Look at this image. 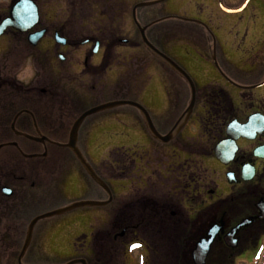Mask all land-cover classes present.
<instances>
[{
    "label": "flooded vegetation",
    "instance_id": "af4514ba",
    "mask_svg": "<svg viewBox=\"0 0 264 264\" xmlns=\"http://www.w3.org/2000/svg\"><path fill=\"white\" fill-rule=\"evenodd\" d=\"M17 1L0 0V25L11 19ZM30 1L37 22L24 31L13 26L0 31V264H41L37 257L70 232L61 222H43L58 216L44 218L25 246L34 217L72 203L58 207L55 186L54 193L40 188L54 179L62 186L63 162L79 161L66 144L74 120L85 111L79 113L81 94L100 92L96 85L106 81L107 88L129 62L144 67L128 54L151 57L137 24L147 26L152 45L171 48L182 62L177 63L193 81L195 100L168 140L148 133L147 143L103 151L102 141L80 139L78 133L81 154L99 161L92 167L110 194L90 178L101 192L92 200L108 202L89 206L102 223L89 222L88 236L74 235L73 259L138 264L121 250L139 241L147 250L141 264H197L196 244L212 232L202 264H264V46L243 58L226 46L250 0H197L212 3L215 14L175 17L168 31L151 19L154 11L135 8L152 0ZM174 37L182 40L173 44ZM240 62L257 70L253 78L240 79L235 67ZM179 79L187 93L180 99L167 91V114L153 123L161 136L192 99L189 84ZM253 114L259 124L252 137L228 128Z\"/></svg>",
    "mask_w": 264,
    "mask_h": 264
},
{
    "label": "rangeland",
    "instance_id": "374dc122",
    "mask_svg": "<svg viewBox=\"0 0 264 264\" xmlns=\"http://www.w3.org/2000/svg\"><path fill=\"white\" fill-rule=\"evenodd\" d=\"M211 6L212 3L208 1L165 0L161 3L143 8L154 11L156 15H151V19L185 14L201 16V12V18H204L206 15L215 14L212 8L210 10ZM167 22H170V20ZM161 24H163V22ZM235 25L236 27L229 40H227L226 46L235 47L238 57L243 58L248 50L253 51L263 47L264 0H250L248 8L238 15ZM170 28L171 27H169L167 23L160 26V29H163V31H168L167 29ZM163 31H161V33L167 36L168 34H165ZM172 40L173 44H178L182 39L174 37L171 38V42ZM169 49L167 50V48L163 46L160 48L163 53L182 65V62L178 60L175 53L169 51ZM128 56L129 61L131 57L138 56L141 66L144 67L139 69L140 67L138 68V65L136 67L134 66V62L133 64L129 62L123 69V73L117 76L118 79H113L107 88V85L104 87V83L108 84L106 81L103 85H96L97 88L102 87L100 92L89 89L90 91L88 94L90 95L87 97L81 94L79 98V113L94 107V105L96 106L110 100H132L141 104L147 110L153 123L157 126L159 124V116L167 114V107H163V102L167 100V91L169 94L174 93L181 95L179 97L182 99L183 95L187 93V90H185L183 82L176 74L168 68L163 67L160 62L156 61L152 56L150 57L147 53L142 52L140 55L128 54ZM235 67L240 71V79L246 78L247 81L253 78L254 73L257 71L247 65L244 66L241 62L235 65ZM113 78L115 77L113 76ZM209 78L213 79V77ZM74 116H76V113L71 118V122ZM79 136L80 139L95 138L96 141H102L101 150L103 151L115 147L127 148L132 145H141L149 141L148 133L137 109L131 106H121L105 113H96L95 115L88 116L81 124ZM99 157L100 156H97V158ZM89 163L95 167L99 165V161H89ZM62 173V178L65 181L62 186L54 185L57 181V179H54L50 182L49 186L45 187V185H42L40 188V191L54 193L52 190H54L53 187L55 186L56 198L53 202L54 205L59 207L60 204L64 205L68 202H75L88 198L92 199L96 197L97 194L98 196L101 194V192H97L96 188L94 189L92 187V182L86 176L78 161H64ZM89 209V207L76 208L61 216L43 220V222L49 225L50 223L57 225L61 222L62 228L70 232L64 234L62 241L60 240L59 243L55 244L52 250L45 251L42 255L37 257L43 260L41 264H64L77 255L71 242L74 235L80 231V234H87L88 236L90 231V227L88 226L89 222H91L92 225L94 222L98 224L102 223V221H100V216L94 214V211L89 212ZM132 244H139L140 246L133 249L131 247ZM132 244L126 246L128 254H126L125 248L121 250V253L125 252V255L129 256L132 262H137L138 264H141V262L143 263L147 255V250L139 241H134ZM115 249V252L118 253L120 247L116 246ZM117 256H119V254Z\"/></svg>",
    "mask_w": 264,
    "mask_h": 264
},
{
    "label": "water",
    "instance_id": "95a60500",
    "mask_svg": "<svg viewBox=\"0 0 264 264\" xmlns=\"http://www.w3.org/2000/svg\"><path fill=\"white\" fill-rule=\"evenodd\" d=\"M162 1H164V0H154V1L142 2V3L137 4L135 6V8L151 6L154 4H158ZM170 17H174V16L163 17L159 20L167 19ZM176 18H181L183 20H191V19L186 18V17H176ZM37 20H38V14H37L36 6L30 0H18L15 3L14 7L12 8L11 19L7 20L1 24L0 31L2 30L3 27H6V26H13L19 30L24 31V30H27L33 23L37 22ZM194 21H196V20H194ZM137 25H138V28L141 32V38H142V41H143L146 49L156 59H158V61L165 64L168 68H170L178 76H180L181 78H183L184 80L187 81V83L189 84V86L191 88L192 99H190L191 101L188 104V106L186 107V110H184V112L180 115L179 119L176 120L175 125L168 132V134L166 136H161L157 132V130L155 129V126L151 120L149 113L146 112L147 110L141 104L134 102V101H131V100L108 101L106 103L94 106V107L84 111L74 120V122L71 126V130L69 133V139H68V143L66 144V146L71 149V151L75 154V156H77V158L79 159L78 162L83 167L84 171L87 173V176H89L101 188L105 189L108 192V194H110L109 188L107 187L105 182L96 174V172L94 171L92 166H90V163L88 161H86V159L81 154V152L77 146L78 131H79V128H80L82 122L84 121V119L89 115H92V114L95 115V113H98L101 111L105 112L106 110H110L112 108H116V107L123 106V105H128V106L135 107L139 111V113L142 116V119H143V122H144L146 129L152 137H154L156 139H160V140H168L170 137H172L177 132V130L182 126V124L189 117L191 109H192L193 100H195L193 98V96H194V84H193V81H192L191 77L189 76V74L182 67H180L174 60H172L166 54L162 53L160 50H158L155 46H153L147 40L145 33H144V30L146 29L147 26H141L140 24H137ZM35 37H36V34L30 36V41L33 44L35 43V41H34ZM256 117L257 116L251 115L245 124L239 125L236 122V123L230 124V126L228 128H231V126L234 125V127L236 129V133H237V134H235L236 136L252 137V135L254 133V128H255L254 125L259 124L256 121V119H257ZM228 133L231 134V129L228 131ZM107 202H108V200H106V201L78 200V201L70 203L69 205L59 207L58 209H55V210H52L50 212H46V213H43L41 215L34 217L32 219V221L30 222L29 227H28L25 246L29 243L31 231H32L33 226L35 225V223L37 221L44 219V218H49V217L61 215V214H64L66 212H69L73 209L80 208V207L103 206V205H106ZM209 243H210V239L207 241V243L205 241H202V245L197 247L196 252H199V254H197V255H199L198 261H196L197 264H202V262H204V258H205ZM76 263L85 264L84 260H82V259H74V260L71 259V261H69L65 264H76Z\"/></svg>",
    "mask_w": 264,
    "mask_h": 264
},
{
    "label": "snow or ice",
    "instance_id": "6c2138e0",
    "mask_svg": "<svg viewBox=\"0 0 264 264\" xmlns=\"http://www.w3.org/2000/svg\"><path fill=\"white\" fill-rule=\"evenodd\" d=\"M140 245L139 244H132L131 247L134 249L136 247H139Z\"/></svg>",
    "mask_w": 264,
    "mask_h": 264
}]
</instances>
